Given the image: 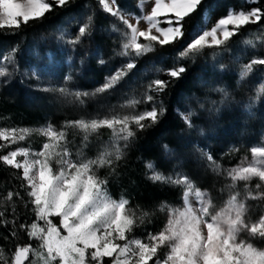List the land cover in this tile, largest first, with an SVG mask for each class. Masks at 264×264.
Wrapping results in <instances>:
<instances>
[{"label": "snow or ice", "instance_id": "obj_1", "mask_svg": "<svg viewBox=\"0 0 264 264\" xmlns=\"http://www.w3.org/2000/svg\"><path fill=\"white\" fill-rule=\"evenodd\" d=\"M67 3L68 0H0V29H18L21 23L28 24L43 18L53 5L64 7ZM99 3L105 12L119 19L126 27L123 31L115 25L112 28L121 36L120 49L116 53L124 58L120 67L110 73L104 84L93 93L70 89L67 82L71 76L65 78L63 86L48 87L43 91L58 93L83 104L82 97L115 88L136 67V58L155 50L154 43L170 45L184 37L182 22L201 10L202 0H154V6L148 14L143 13L145 0H140L138 6L141 15L134 17L135 25L129 22L132 14H125L116 5V0H99ZM161 16L168 17L163 21L166 27L160 26ZM262 19L264 10L261 7L239 11L229 9L210 29L197 25L189 41L178 50L173 65L156 71L172 78H181L186 72L181 60L189 57L194 59L206 47L219 48L225 45L242 26L258 24ZM141 20L147 23L146 30L138 27ZM92 23L93 17L88 16L86 22H79L76 35L67 36L66 39V33H61L59 39L75 47L83 42L86 35H90ZM229 26H232L231 29ZM153 30L158 35L153 34ZM141 38L147 43H141ZM242 42L256 47L250 38ZM15 52L16 49L12 48L0 55V77H10L15 72ZM100 63L104 61L101 59ZM255 65H264V58L254 57L249 63L243 64L239 79L242 81L248 77ZM220 67L223 70L224 66ZM167 84L168 81L155 78L140 96L133 95L120 105L122 109L135 110L141 103L151 104V107L142 111L127 114L113 112L66 121L60 130L48 123L36 130L46 138L40 150H32L30 146L18 147L0 155L3 165L21 170L22 186L26 188L29 197L27 203L32 205L34 220L20 227L27 232L29 240L39 242L37 247L30 244L16 246L12 253H6L0 247V264H25V261H29L30 253L33 259L29 264H104L105 258L111 264H264V249L251 242L255 238L264 239V215L255 222L246 219L245 204L248 199L264 198V144L251 147V162L242 161L236 167L223 170L226 179L231 182L225 185L229 195L219 206L214 204L207 191L198 188L185 173L174 171L165 174L149 162L146 165L150 172L147 178L153 183L180 187L182 202L180 205L162 202L158 210L166 212V224L158 232L148 233L143 238L130 234L137 222L143 223L150 213L142 211L137 215L135 210L128 208L129 201L126 198H112L107 177L97 175V169L105 166L114 172V162L122 159L123 149L136 135V130H144L158 123L165 114L163 104L150 93L163 92ZM261 95H264V81L257 89V98ZM192 115L194 113L191 111L182 114L188 127L193 126ZM67 128H75L83 133L81 145L75 153L70 147L73 141L68 138ZM102 128L111 130L110 143L104 144L94 158L86 157L84 149L88 146L89 138ZM31 132L29 128L0 129V140L16 144L24 141ZM204 155L215 165L213 171L221 174L220 166L213 157ZM254 178L260 181L255 185V194L247 183ZM240 181L245 182L243 196L236 190L237 182ZM14 196L19 197L20 193L8 191L3 200L12 202ZM190 197H194L195 203ZM3 216L4 211H0V217ZM53 218H58V223ZM241 233H246L248 239H242ZM161 248L167 249L162 256L158 254Z\"/></svg>", "mask_w": 264, "mask_h": 264}, {"label": "trees", "instance_id": "obj_2", "mask_svg": "<svg viewBox=\"0 0 264 264\" xmlns=\"http://www.w3.org/2000/svg\"><path fill=\"white\" fill-rule=\"evenodd\" d=\"M137 4L138 0H116V5L124 13L134 16L139 15ZM254 7L264 10V0L255 3L246 0H202V11L198 10L182 22L184 37L181 40L164 46L154 43L153 52L136 58V67L115 88L104 92L106 96L103 97L110 102L113 95L123 90L126 84L142 93L155 78L168 81L163 92L150 93L163 104L165 114L158 123L144 130H136V135L123 149L122 159L114 162V172L105 166L97 173L102 178L107 177L112 198H126L128 208L135 210L137 215L142 211L150 213L143 223L137 222L130 236L143 238L148 233L158 232L167 219L166 212L158 210L159 205L162 202L180 205L182 202L180 187L153 183L147 178L146 165L149 162L163 173L178 168L198 188L207 191L214 204L219 206L227 199L229 190L225 185L231 182L226 179L223 170L235 167L245 157H250L251 147L261 145L264 136V95L257 98V89L264 81V65H255L253 72L242 81L239 72L241 66L254 57L264 58V39H257L264 37V19L258 24L242 26L219 48L206 47L194 59L181 60L180 63L186 68L181 78H172L156 71L173 65L178 50L189 41L197 25L210 29L229 9L239 11ZM88 16L93 17V23L90 35H86L81 44L73 47L59 39L61 33H66V39L67 36L76 35L79 22H86ZM113 25L126 30L119 19L103 10L99 0H68L66 6L53 5L43 18L28 24L21 23L18 29H0V55L16 49L15 72L10 77H0V128H37L47 122L55 127L62 119H67L71 115L70 110L51 113L40 104L25 105L26 98L48 102L44 95L46 92L42 91L44 87H35L33 80L64 85L65 78L71 76L67 86L70 89L77 86L82 92L103 85L105 78L117 70L124 59L116 55L121 36L112 30ZM249 38L256 43L255 48L242 42ZM140 42L147 43L143 39ZM101 59L104 63H100ZM221 65L224 66L223 70ZM82 99L81 111L93 112L94 106L89 96ZM243 101H251L252 105L244 106ZM147 107H151V104L136 106L141 111ZM189 111L194 113L191 116L192 127H188L181 117L182 113ZM209 125L212 127L209 128ZM30 142L32 149H38L43 139H30L25 143ZM3 150L0 149V155L7 153ZM187 152L191 159L181 155ZM204 154L213 157L220 166L221 174L213 171L215 165ZM20 177L21 170L0 162V211H4V216L0 217V247L6 253H12L16 246L38 243L29 240L27 232L20 227L34 220L32 205L27 203L29 197ZM247 183L255 194V185L260 181ZM244 185L245 182H238L237 190L245 191ZM8 191L20 193V196H14L12 202L5 201L3 196ZM254 201L259 210L264 207V198ZM257 242V247H264V239L259 238ZM104 264H111V261L105 258Z\"/></svg>", "mask_w": 264, "mask_h": 264}, {"label": "rangeland", "instance_id": "obj_3", "mask_svg": "<svg viewBox=\"0 0 264 264\" xmlns=\"http://www.w3.org/2000/svg\"><path fill=\"white\" fill-rule=\"evenodd\" d=\"M246 1L251 2V3H255V2H252V0H246ZM139 4H140V0H138L137 9L139 11V15H141V9L138 6ZM153 6H154V0H145L144 7H143V13L144 14L150 13L151 7H153ZM134 17H135L134 15H130L129 16V22L133 23L135 25L136 20ZM167 18L168 17H165V16L159 17V19L161 21V24H160L161 27L167 26L165 23H163V21H165ZM138 27L140 28V30H146L148 25L144 20H141ZM231 27L232 26H229L230 29H231ZM153 34L158 35V33H155V30H153ZM141 39H143V38H141ZM215 58H216V56H215ZM24 70L27 71V69H24ZM33 82L36 83L35 87H36V85H37V87H44V88L63 86V84H58V83L53 84L51 81L33 80ZM104 82H105V80L103 81V84H104ZM130 83H132V82H130ZM98 87H100V86H93L90 90L87 91V93H93ZM72 90L82 92L77 86L72 87ZM125 91L127 93H125ZM140 94H141L140 91H135L132 89V87L129 84H126V86L124 87L123 90H118L117 93L115 95H113V98L111 99L110 102L106 97H103V96H106V95H104V93H98L94 96L89 95L90 102H92V104L94 106L93 112L91 111L89 113H85V112L81 111V109L83 108V104H80L79 102H75L73 98H65V97L61 96L60 94L54 93V92H46V94H44L46 96V99L48 100V102L46 101V103H43V102L41 103V101H39V100L38 101H36V100L32 101L29 98L28 99L26 98L25 99L26 101H24V102H25L26 106H29V104H31V105L34 104L35 106L37 104H40L41 106H43V109L48 108L51 113L63 112L65 109L70 110L71 115L68 116L67 119H65V118H64V120L62 119V121L55 126V128L57 130H60V129L64 128L66 121H75V120H78L81 118L95 117L97 115L103 116V115L110 114L113 112L127 114V113H131L133 111H141V110H138L137 108H135V110H133V109H122L120 107V105L123 104L127 98H130L133 95L139 96ZM243 105L249 106V105H252V102L251 101H243ZM182 114H181V117H182ZM48 123L49 122H47L46 124H48ZM46 124H44V125H46ZM211 127H212V125L211 126L209 125V128H211ZM39 128L40 127L29 128L32 130L31 135L26 137V139L24 141H18V143H16V144H9L6 141L0 140V142H1L0 145H4V147H0V149L1 150L4 149L3 151L8 152L10 150H15L18 147H27L28 145L31 147V146H33L32 142L25 143L30 139H34L35 141H39L40 139H43V142H46V138L39 135L38 132L36 131ZM5 129H8V128H5ZM11 129H13V128H11ZM11 129H9V130H11ZM16 129H19V128H16ZM65 130L68 133V138L73 141V143L70 145V147L72 148L73 153H75L77 148L81 145L83 133L79 132V130H77L75 128H67ZM111 137H112L111 130H109L107 128H102L99 130L98 133L93 134L89 138L88 146L84 149L85 156L89 157V158H94L97 155V153L101 150V148L104 144L110 143ZM121 143H123V142H121ZM261 144H264V136L262 138ZM41 147H42V145L38 149H35V148H33V149L31 148V149L32 150H40ZM181 155L184 158L191 159V156H190V154H188V152H187V154L182 153ZM183 157H181V158H183ZM18 159H23V158L18 157ZM177 159H180V158H177ZM251 159H252V157H251V151H250V157H248L246 161H245V158L242 161H244V163H249V162H251ZM242 161H240L236 166L240 165ZM53 166L55 167V164ZM99 169H97V173H98ZM177 169L178 168H173V170L168 169V170H166L165 174H171L174 171H178ZM147 172H148V175H150L148 168H147ZM253 180H258V178H254ZM240 192H241V195L243 196L244 191H240ZM190 199L193 200V203H195L194 197H190ZM254 202H255L254 199H248L245 201V204L247 207L246 219H250L252 222H255L256 220H258V218L261 215H264V207H262L259 210V206L254 205ZM249 208H250V212H249ZM53 221L58 223V218H53ZM241 238L242 239H248L247 234L241 233ZM257 241H259V238L252 239L251 242L256 246L258 243ZM120 243H123V242H120ZM38 244H39V242L34 244L33 247H37ZM258 248L264 249L263 246L258 247ZM166 251H167L166 248H161L159 250L158 254L162 256ZM32 259H33V256L30 253L29 254V261ZM29 261H25V264H29ZM150 264H153V262H150Z\"/></svg>", "mask_w": 264, "mask_h": 264}]
</instances>
